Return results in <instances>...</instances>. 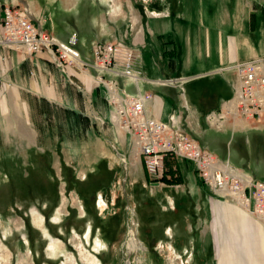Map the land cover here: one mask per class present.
Listing matches in <instances>:
<instances>
[{"label":"crops","instance_id":"1","mask_svg":"<svg viewBox=\"0 0 264 264\" xmlns=\"http://www.w3.org/2000/svg\"><path fill=\"white\" fill-rule=\"evenodd\" d=\"M1 1L2 6L15 3V0H0V4ZM40 1L50 9L48 13L42 10L41 18L44 19L33 21L34 24L45 27L60 41L66 42L75 34V46L83 58L91 59L95 42L122 40L135 44L140 52L136 68L145 80L134 84L117 77L121 90L129 94L151 93V115L166 120L170 114L182 113L188 130L204 148L235 166L248 169L264 181V116L260 121L236 117L221 129L212 128L206 122V115L220 110L233 95L235 73L221 68L264 55L263 41L258 37L262 30L259 14L250 1L124 0L120 13L118 11L121 18L115 23L112 22L116 13L113 0L111 4L109 0ZM23 2L25 6L28 2L34 6L36 1ZM175 77L185 78L182 90L153 82ZM6 80L13 82L10 87H6ZM96 83L93 69L84 71L66 66L63 71L45 51L32 55L12 52V57L0 58V120L19 117L17 121L22 126L23 123L32 125L34 112L29 98L63 104L79 112L86 106L101 109L103 103L106 105L107 93L103 85ZM25 130L26 138L33 141V131L27 127ZM171 163L176 164L184 189L179 188L182 185L149 183L151 177L142 157L128 158L132 182L150 190L151 198H159L161 211H174L179 198L185 201L182 204L186 215L185 233L182 220L166 223L162 216L158 240L169 241L174 254L191 249L193 226L206 203L213 230L209 233L210 240L219 258L218 264H242L238 260V250L245 252L251 239L260 240L264 246V223L215 195L204 185L190 161L166 158L164 167ZM225 227L231 228L230 232H225ZM85 229L84 235L88 238L91 226L86 225ZM230 252L234 262H228ZM262 255L263 259L255 253L252 264H264V251Z\"/></svg>","mask_w":264,"mask_h":264},{"label":"rangeland","instance_id":"2","mask_svg":"<svg viewBox=\"0 0 264 264\" xmlns=\"http://www.w3.org/2000/svg\"><path fill=\"white\" fill-rule=\"evenodd\" d=\"M34 1V6L29 2L25 6L23 0L2 6L1 1L0 7H3L2 12L6 6L25 11L32 22H40L44 19L41 13H48L50 7L40 0ZM123 1L113 0L116 12L112 19L114 23L121 18L118 11L120 13ZM248 1L259 14L262 30L258 37L264 45V0ZM41 28L52 37L45 27ZM118 41L122 40L107 43ZM75 48L78 49V46ZM12 52L24 53L0 47V58L12 57ZM12 83L5 81L6 87ZM29 100H32L30 103L34 112L32 125H24L22 114L20 120L23 126L17 121L19 117L0 120V181L6 180L17 168L26 174L28 166L41 167L51 180L58 176V201L52 203L49 200L47 203L38 196L27 203L19 194L10 203L7 197L0 198L6 202L0 204V264H218L219 258L214 254L210 240L209 233L213 230L206 203L193 226L191 249L174 254L169 248V241L157 239L163 220L166 223L182 220V231L185 233L186 215L182 207L185 201L179 198L174 211H161L159 198H151L153 193H149L150 190L148 192L141 184L132 182L128 158L137 159L141 155L134 148L129 133L117 123L113 113L115 104L108 97L101 109L86 106L80 112L63 104L47 103L36 98ZM206 122L210 126L207 119ZM26 127L33 131V141L26 138ZM99 173H108L110 178L96 190L93 205L88 206L85 196L72 179L84 180ZM150 182L174 186L183 184L175 163L164 167L162 178H150ZM179 188L184 189L185 184ZM48 204L53 208L48 209ZM86 225L91 226L88 238L84 235ZM132 229L135 235H131ZM223 229L230 232L231 228ZM133 236L141 241L142 246H132ZM263 249L260 240L251 239L245 251L248 254L238 250L239 257L238 254L236 256L242 264H252L255 253L263 259ZM229 254L228 262H234L233 253Z\"/></svg>","mask_w":264,"mask_h":264},{"label":"built area","instance_id":"3","mask_svg":"<svg viewBox=\"0 0 264 264\" xmlns=\"http://www.w3.org/2000/svg\"><path fill=\"white\" fill-rule=\"evenodd\" d=\"M76 42L75 34L66 42L49 37L25 11L8 6L3 9L0 47L29 55L45 51L63 71L67 64L95 71L97 85L104 86L108 100L115 104L116 121L131 136L151 178L163 177L166 158L190 161L204 185L215 195L237 204L264 223V181L248 169L235 166L204 148L188 130L182 113L170 114L166 120L151 115V93L129 94L121 90L117 77L134 84L145 80L136 68L140 52L135 44L96 42L92 44V58L88 59L81 57L75 48ZM221 69L235 73L233 95L220 110L206 115L210 126L221 129L228 120L236 117L260 121L264 116V57H253ZM184 81L185 78L175 77L153 82L182 90ZM130 233L135 235L133 229Z\"/></svg>","mask_w":264,"mask_h":264},{"label":"trees","instance_id":"4","mask_svg":"<svg viewBox=\"0 0 264 264\" xmlns=\"http://www.w3.org/2000/svg\"><path fill=\"white\" fill-rule=\"evenodd\" d=\"M26 174H23L22 170L18 168L13 173L8 175L6 180L0 181V198H6L9 200L8 203L12 202L18 194L20 197L25 198L27 203L33 202L38 196L43 198L47 203L49 200L54 202L58 201V176H54L53 180L48 177L47 173H44L41 167L38 166H28L26 168ZM48 171H50L48 169ZM63 171V170H62ZM94 177L86 178L84 180H76L72 179L74 184H77V188L86 198L87 205L89 206L95 200L96 190L100 189L102 184L109 180L108 173L107 174H94ZM67 181V180H66ZM70 182V183H72ZM69 183V186L71 187ZM6 203L0 200V204ZM53 208V206H49L48 209ZM89 210V207H86ZM48 220V218L46 219Z\"/></svg>","mask_w":264,"mask_h":264},{"label":"bare ground","instance_id":"5","mask_svg":"<svg viewBox=\"0 0 264 264\" xmlns=\"http://www.w3.org/2000/svg\"><path fill=\"white\" fill-rule=\"evenodd\" d=\"M142 243H141V241H139V239L138 238H133V241H132V246H134V247H139V246H142L141 245ZM132 249V248H131ZM140 249H142V248H140Z\"/></svg>","mask_w":264,"mask_h":264}]
</instances>
